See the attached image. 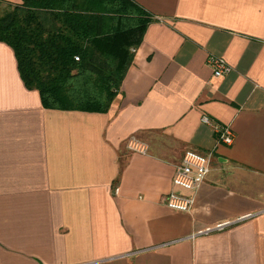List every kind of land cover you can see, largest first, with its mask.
Returning a JSON list of instances; mask_svg holds the SVG:
<instances>
[{
  "label": "crops",
  "instance_id": "crops-1",
  "mask_svg": "<svg viewBox=\"0 0 264 264\" xmlns=\"http://www.w3.org/2000/svg\"><path fill=\"white\" fill-rule=\"evenodd\" d=\"M132 1L153 21L108 112L45 108L0 42V264H264V0ZM188 149L211 171L180 212L162 198L193 194L173 185Z\"/></svg>",
  "mask_w": 264,
  "mask_h": 264
},
{
  "label": "trees",
  "instance_id": "trees-1",
  "mask_svg": "<svg viewBox=\"0 0 264 264\" xmlns=\"http://www.w3.org/2000/svg\"><path fill=\"white\" fill-rule=\"evenodd\" d=\"M3 2L12 9L0 15V42L12 47L43 106L108 112L151 15L132 0Z\"/></svg>",
  "mask_w": 264,
  "mask_h": 264
},
{
  "label": "built area",
  "instance_id": "built-area-1",
  "mask_svg": "<svg viewBox=\"0 0 264 264\" xmlns=\"http://www.w3.org/2000/svg\"><path fill=\"white\" fill-rule=\"evenodd\" d=\"M76 59H79L78 57ZM208 64L213 69L215 77H222L232 71V67L224 57L211 55ZM202 122L213 127L216 134L217 143L232 145L235 140L234 133L230 126L215 123L208 115H203ZM127 148L133 152L147 154L149 146L146 142L136 136H132L127 141ZM211 154L201 153L194 149H188L183 155L182 162L177 166L173 178V185L193 194L185 195L171 191L164 195L162 202L170 209L180 212H190L195 203V193L206 181L211 171ZM119 189H116L118 192ZM234 224L233 221H224L213 226L205 227L197 232V235L210 234L221 231Z\"/></svg>",
  "mask_w": 264,
  "mask_h": 264
},
{
  "label": "rangeland",
  "instance_id": "rangeland-1",
  "mask_svg": "<svg viewBox=\"0 0 264 264\" xmlns=\"http://www.w3.org/2000/svg\"><path fill=\"white\" fill-rule=\"evenodd\" d=\"M11 9H12V6L11 5H9L7 3H4V2L3 3H0V15L4 14L7 11H10Z\"/></svg>",
  "mask_w": 264,
  "mask_h": 264
}]
</instances>
